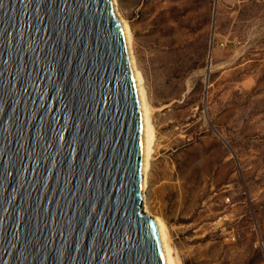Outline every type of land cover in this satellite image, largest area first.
<instances>
[{"label":"water","instance_id":"1","mask_svg":"<svg viewBox=\"0 0 264 264\" xmlns=\"http://www.w3.org/2000/svg\"><path fill=\"white\" fill-rule=\"evenodd\" d=\"M109 0H0V264H164Z\"/></svg>","mask_w":264,"mask_h":264},{"label":"rangeland","instance_id":"2","mask_svg":"<svg viewBox=\"0 0 264 264\" xmlns=\"http://www.w3.org/2000/svg\"><path fill=\"white\" fill-rule=\"evenodd\" d=\"M156 132L147 206L179 264H264V0H117Z\"/></svg>","mask_w":264,"mask_h":264},{"label":"bare ground","instance_id":"3","mask_svg":"<svg viewBox=\"0 0 264 264\" xmlns=\"http://www.w3.org/2000/svg\"><path fill=\"white\" fill-rule=\"evenodd\" d=\"M112 8L113 15L117 22L119 31L121 33L123 42L129 57V62L132 68L134 80L136 83L143 122V169L141 180V197H142V210L146 218L150 221L153 229L155 230L158 240L159 248L161 251L164 264H179L175 256L174 250L170 244V237L167 226L161 217L154 215L147 206V191L149 187V174L156 149V132L152 121V109L148 105L147 95L144 85V77L136 66V61L133 54V39L132 31L127 21L121 16L117 0H109Z\"/></svg>","mask_w":264,"mask_h":264}]
</instances>
